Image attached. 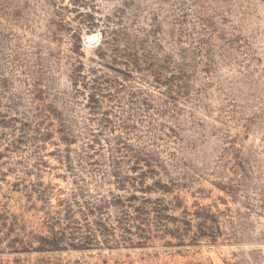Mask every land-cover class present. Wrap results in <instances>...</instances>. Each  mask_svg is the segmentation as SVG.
Returning a JSON list of instances; mask_svg holds the SVG:
<instances>
[{
	"label": "rangeland",
	"instance_id": "obj_1",
	"mask_svg": "<svg viewBox=\"0 0 264 264\" xmlns=\"http://www.w3.org/2000/svg\"><path fill=\"white\" fill-rule=\"evenodd\" d=\"M0 264H264V0H0Z\"/></svg>",
	"mask_w": 264,
	"mask_h": 264
}]
</instances>
